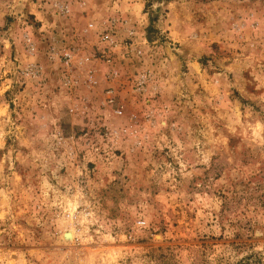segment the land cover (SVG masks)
Masks as SVG:
<instances>
[{"label": "rangeland", "instance_id": "obj_1", "mask_svg": "<svg viewBox=\"0 0 264 264\" xmlns=\"http://www.w3.org/2000/svg\"><path fill=\"white\" fill-rule=\"evenodd\" d=\"M0 264H264V0H0Z\"/></svg>", "mask_w": 264, "mask_h": 264}, {"label": "built area", "instance_id": "obj_2", "mask_svg": "<svg viewBox=\"0 0 264 264\" xmlns=\"http://www.w3.org/2000/svg\"><path fill=\"white\" fill-rule=\"evenodd\" d=\"M104 40H107L109 38L108 34L103 35Z\"/></svg>", "mask_w": 264, "mask_h": 264}]
</instances>
